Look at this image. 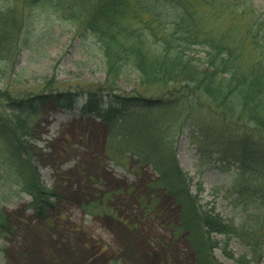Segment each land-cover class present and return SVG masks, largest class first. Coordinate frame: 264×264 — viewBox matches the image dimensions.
<instances>
[{
	"label": "rangeland",
	"instance_id": "rangeland-1",
	"mask_svg": "<svg viewBox=\"0 0 264 264\" xmlns=\"http://www.w3.org/2000/svg\"><path fill=\"white\" fill-rule=\"evenodd\" d=\"M251 1L264 17V0ZM47 7L25 11L22 44L9 62L0 60V112L9 117L16 101L26 102L49 86L55 93H70L74 104L55 107L46 98L44 107L28 118L29 133L17 131L30 151L39 187L50 193L53 207L43 216L32 208L27 186H17L4 171V148L12 135L0 129V207L8 215L0 264H199L191 234L180 226V203L138 152L141 139L154 138L153 127H162L170 140L198 207L238 225H261L259 264H264L262 211L250 194L239 195L260 176L240 171L225 147L212 146L220 127L215 114L201 107L188 120L170 119L161 126L156 119L137 118L107 125L88 113L80 93L107 80L102 51L92 35ZM230 22L221 17L213 26L227 29ZM192 53L199 59V52ZM116 85L114 93L133 96L138 79L126 70ZM210 238L216 245L211 253L221 264L251 256L237 237L227 246L221 234Z\"/></svg>",
	"mask_w": 264,
	"mask_h": 264
},
{
	"label": "trees",
	"instance_id": "trees-1",
	"mask_svg": "<svg viewBox=\"0 0 264 264\" xmlns=\"http://www.w3.org/2000/svg\"><path fill=\"white\" fill-rule=\"evenodd\" d=\"M250 2L0 0V60L9 62L22 44L28 23L25 11L48 6L58 18L92 35L102 51L108 78L81 91L84 110L107 125L137 118L156 119L161 126L170 119L188 120L194 109L211 110L220 121L219 129L213 132L212 146L225 147L240 171L260 176V181L247 185L239 195L254 197L264 219V17ZM221 17L230 19L231 26H213V20ZM238 21L241 26L236 29ZM192 52H199V59ZM126 70L138 79L136 95L114 93ZM54 91L49 86L47 92L26 102L16 101L17 107L10 109L9 117L0 112V129L12 135L11 143L4 148L8 156L4 171L17 186H27L32 208L42 216L53 203L50 193L39 187L30 151L20 136L29 133L28 118L44 107V101H48L44 99H50L55 107H72L70 93ZM151 92L155 96L147 97ZM162 130L151 128L154 138L141 139L138 152L144 153L145 163L159 171L158 183L180 203V226L191 234L199 264H221L211 253L216 247L211 233L223 235L224 246L237 237L248 248L251 256L243 254L235 264H259L261 225H238L198 207ZM7 221L8 215L0 207V238L7 231Z\"/></svg>",
	"mask_w": 264,
	"mask_h": 264
}]
</instances>
